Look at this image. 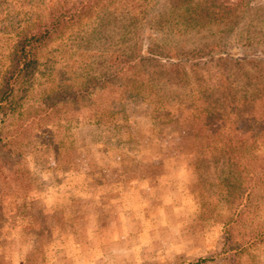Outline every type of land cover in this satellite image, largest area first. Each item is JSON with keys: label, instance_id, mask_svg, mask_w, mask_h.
I'll return each instance as SVG.
<instances>
[{"label": "rangeland", "instance_id": "1", "mask_svg": "<svg viewBox=\"0 0 264 264\" xmlns=\"http://www.w3.org/2000/svg\"><path fill=\"white\" fill-rule=\"evenodd\" d=\"M58 1H0V24L35 20ZM95 1L40 59L43 78L52 70L57 84L64 71L61 86L89 93L0 144V264H264V128L253 129L262 122L253 96L224 90L226 71L175 68L165 56L180 39L169 29L146 32L154 57L141 61L143 15ZM156 8L163 16L166 6ZM10 32H0V82ZM229 39L235 56H264V0H251ZM94 73L106 74L103 86H86ZM200 85L214 111L197 136L190 90ZM232 132L240 157L222 173L218 146Z\"/></svg>", "mask_w": 264, "mask_h": 264}, {"label": "trees", "instance_id": "2", "mask_svg": "<svg viewBox=\"0 0 264 264\" xmlns=\"http://www.w3.org/2000/svg\"><path fill=\"white\" fill-rule=\"evenodd\" d=\"M0 1L4 3L8 0ZM158 4L166 6L163 16L157 11ZM250 4L251 0H122V9L130 13L132 18L143 15L145 19L142 22L145 36L143 40H139L141 43L138 42L139 45L142 44L140 50H143L139 52L141 61L154 57L151 56V43L146 40L149 36L146 32L149 29H169L174 32L180 41L173 50L174 54L165 56L166 59L170 58L169 63L184 70L190 67L194 72L200 69L210 72L212 68L226 71L227 84L224 82V90L227 87H236L247 97L253 96L255 102L252 112L255 119L262 121L255 123L253 129L259 132L264 128V81H257L264 78V56L251 54L240 57L228 51L229 38L242 22L244 12ZM99 6L100 3L95 0H60L43 14L37 15L35 20L30 18L24 23L20 17L17 18L18 14L2 20L0 32L10 34L11 30L13 41L9 49V64L0 82V144L6 146L13 137L34 129L32 126H36L42 119L60 115L59 102L80 100L81 96L85 97L89 93L88 87L83 90L73 87L72 83H69V88L61 86L62 79L69 82L64 71L57 84L52 70L49 73L43 72V78L40 75L43 71L40 59L52 42L63 40L70 29L75 28L86 16L95 13ZM114 56L111 61L119 58V54ZM54 61H57V58ZM129 62L131 63V60ZM97 73L88 76L87 81L90 84L86 86L93 88L96 83L103 86L104 78L107 80L106 74L98 77ZM92 80L94 82L91 84ZM208 91L209 88L202 85L197 87L195 92L190 90L196 106L194 122L197 136L204 131V117L207 118L208 125L213 121L214 100L212 95H208ZM38 94L40 102L34 107L33 103ZM236 143L232 132V135L218 146L217 154L221 161L222 173L240 157L237 156ZM3 166L0 163V178H7V175L3 176ZM205 260L207 258L201 259Z\"/></svg>", "mask_w": 264, "mask_h": 264}]
</instances>
